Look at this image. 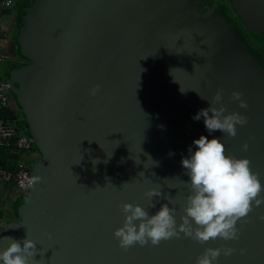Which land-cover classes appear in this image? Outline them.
Segmentation results:
<instances>
[{
    "label": "water",
    "instance_id": "1",
    "mask_svg": "<svg viewBox=\"0 0 264 264\" xmlns=\"http://www.w3.org/2000/svg\"><path fill=\"white\" fill-rule=\"evenodd\" d=\"M32 1L19 29L23 58L15 53L24 64L7 83L39 151L28 166L42 180L18 193V218L0 226V251L7 236H27L40 264H194L206 248L227 245L236 251L222 250L218 264H264V203L237 221L234 240L181 233L125 250L114 237L124 203L154 214L169 196L180 222L190 191L181 159L201 134L247 157L264 185V65L243 50L226 16L203 12L205 0ZM233 3L264 36V0ZM217 91L225 114L246 118L235 136L192 119ZM151 188L162 195L149 199Z\"/></svg>",
    "mask_w": 264,
    "mask_h": 264
},
{
    "label": "clouds",
    "instance_id": "2",
    "mask_svg": "<svg viewBox=\"0 0 264 264\" xmlns=\"http://www.w3.org/2000/svg\"><path fill=\"white\" fill-rule=\"evenodd\" d=\"M98 87L96 85L92 89L93 94ZM181 91L185 89L181 87ZM241 96L242 93L238 91L232 93V99L239 101L241 107H246ZM222 99L221 91H217L209 101V106L199 109L192 119H203L209 133L220 130L222 134L235 136L236 126L246 123V118L235 111L225 114ZM216 104H220V107H216ZM244 147L246 149L247 144ZM188 153L182 157L181 164L189 177V180L183 182L189 186L190 191L186 196L180 222L177 223L176 209L170 207L169 196H165L168 202L161 204L154 214H149L141 204L124 203L121 209L123 224L114 230V237L121 248L127 250L135 244L156 246L162 240L179 237L181 233L201 243L216 238L234 240L239 233L237 221L246 217L253 202L256 206L264 203V196H260L264 185L258 174L252 171L250 160L226 153L225 144L219 137L209 139L201 134L188 145ZM41 180L42 177L34 175L28 184L34 186ZM144 195L151 199L162 193L159 189L151 188ZM151 206H155L154 202ZM7 238L10 243L0 251V264H40V260L35 258L37 249L34 240L27 236L21 240L11 236ZM222 250L225 256L236 251L227 245L223 249L206 248L194 264H218ZM239 251L243 253L245 250Z\"/></svg>",
    "mask_w": 264,
    "mask_h": 264
},
{
    "label": "built area",
    "instance_id": "3",
    "mask_svg": "<svg viewBox=\"0 0 264 264\" xmlns=\"http://www.w3.org/2000/svg\"><path fill=\"white\" fill-rule=\"evenodd\" d=\"M16 0H0V40H2V25L3 14L7 10H11L15 6ZM10 59V56L6 55L0 49V111L11 108V102L7 95L10 85L4 78L2 73L3 62ZM19 127L16 124H1L0 126V148L7 147L9 149H17L21 153H33L35 148V140L32 136L24 134L21 130L19 135L17 134ZM15 139V140H13ZM32 159L35 157L32 156ZM28 162L21 160L18 163L17 168L14 170H8L0 168V181L6 184L12 183L19 192H23L29 189L28 181L32 177L31 169L28 166Z\"/></svg>",
    "mask_w": 264,
    "mask_h": 264
},
{
    "label": "crops",
    "instance_id": "4",
    "mask_svg": "<svg viewBox=\"0 0 264 264\" xmlns=\"http://www.w3.org/2000/svg\"><path fill=\"white\" fill-rule=\"evenodd\" d=\"M23 10V9H22ZM16 12V13H15ZM21 9L13 7L11 10H7L3 14V25H2V40H0V49L8 56H10L9 64L15 61V53L16 57L19 59L23 58V49L18 42L17 36H19L18 26V17L20 16ZM11 15V16H10ZM9 67V65H8ZM11 110L17 115L19 121H25V116L23 111L20 109L19 105L16 101L11 103ZM27 121V120H26ZM31 153H23L22 160L26 162L32 161ZM19 190L15 188V186L10 185V183L6 184L0 181V226L3 222H6L3 219L4 211L7 208L6 202L14 205L15 200L18 199ZM4 204V205H3ZM4 206V207H3ZM10 206V208H11ZM6 207V208H5ZM8 221H15V220H8Z\"/></svg>",
    "mask_w": 264,
    "mask_h": 264
},
{
    "label": "flooded vegetation",
    "instance_id": "5",
    "mask_svg": "<svg viewBox=\"0 0 264 264\" xmlns=\"http://www.w3.org/2000/svg\"><path fill=\"white\" fill-rule=\"evenodd\" d=\"M183 1L185 0H182L179 2L182 3ZM28 2L29 0H22L21 2L17 3V0H16L15 5L17 3L19 5L18 7L21 6V11H22V9H25L26 4ZM32 3H34V0L32 1ZM205 3L206 4L203 9V12L210 8H214V12H213L214 16H219L221 13L224 14V16H226L225 17L226 20H223V22L225 23L224 25L225 26L227 25L229 27L231 26L232 28L233 27L236 28L235 30L231 28L233 30L232 34H234L235 36H238L239 38H242L243 40L242 42L244 44L242 45L243 50H245V52H247L250 55V57L253 59H257L256 56L260 57L264 65V36L260 34L258 31H255L253 28L250 27L246 19L242 16V14L234 6L233 0H205ZM208 3H211V4H208ZM175 4L177 3H171V6H176ZM14 7L16 8V6ZM23 14L24 12L20 14L17 20L18 23L20 24L22 23ZM235 19L237 20V22L234 21ZM223 28L225 27L223 26ZM245 28H248L250 33L251 31L253 32V30L257 33V39L260 42L261 48L257 46H253V44L248 41L249 33L246 31ZM256 33H253V34H256ZM17 38H19V36H17ZM239 38H237V40H239ZM236 42L241 44V42H238V41Z\"/></svg>",
    "mask_w": 264,
    "mask_h": 264
},
{
    "label": "trees",
    "instance_id": "6",
    "mask_svg": "<svg viewBox=\"0 0 264 264\" xmlns=\"http://www.w3.org/2000/svg\"><path fill=\"white\" fill-rule=\"evenodd\" d=\"M27 5H28V3L26 4V6ZM23 12H24V9L21 11V13H23ZM20 26H21V24H19L18 30L20 29ZM259 48H261V47L259 46ZM23 64H24L23 61L20 62L18 60L11 62L9 64V67L7 70L6 80L9 79L10 73L14 68L21 66ZM14 123L16 124V126L19 127V130L17 131L18 135H19L20 130H21L24 134H26L28 136H32L26 119H25L24 123L19 121V118L11 110V108H9L7 110L0 111V126H1V124L8 125V124H14ZM13 140H15V139H13ZM34 151L39 152L36 146L34 148ZM22 154L23 153L17 151V149H15V148H13V149H9L7 147L0 148V168L8 169V170H14L15 168H17L18 163L23 159ZM10 185L12 186V183H10ZM13 186H14V184H13ZM16 210H17V207H16Z\"/></svg>",
    "mask_w": 264,
    "mask_h": 264
},
{
    "label": "rangeland",
    "instance_id": "7",
    "mask_svg": "<svg viewBox=\"0 0 264 264\" xmlns=\"http://www.w3.org/2000/svg\"><path fill=\"white\" fill-rule=\"evenodd\" d=\"M22 0H17V3H19V2H21ZM16 3V8H19V9H21V6L20 7H18L19 5ZM235 22H237V20L235 19L234 20ZM245 27V26H244ZM246 29V31L249 33V36H248V41L249 42H251L252 44H253V46H257V47H259L260 46V42H259V40L257 39V33L253 30V32L251 31V33L249 32V30H248V28H245ZM253 33H256V34H253ZM248 35V34H247ZM259 35V34H258ZM8 65H9V61L7 60V61H5V62H3V64H2V73H3V76H4V78L6 79V76H7V70H8ZM7 95H8V98H9V100H10V102L12 103L13 101H15V95H14V93H12V91H10V90H7ZM31 156H34L35 158L36 157H39V152H37V151H33V153H31ZM19 200H20V197L17 199V200H15V202H14V205L13 206H11V204H9V203H7L6 202V209H5V211H4V216H3V219L5 220V221H8V220H17V218H18V213H17V210H16V207H17V204H18V202H19ZM4 205V204H3ZM10 206H11V208H10ZM4 207V206H3Z\"/></svg>",
    "mask_w": 264,
    "mask_h": 264
},
{
    "label": "bare ground",
    "instance_id": "8",
    "mask_svg": "<svg viewBox=\"0 0 264 264\" xmlns=\"http://www.w3.org/2000/svg\"><path fill=\"white\" fill-rule=\"evenodd\" d=\"M16 13V12H15ZM11 16V15H10Z\"/></svg>",
    "mask_w": 264,
    "mask_h": 264
}]
</instances>
